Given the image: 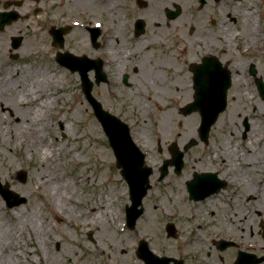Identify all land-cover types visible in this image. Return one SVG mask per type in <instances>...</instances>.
I'll list each match as a JSON object with an SVG mask.
<instances>
[{"label":"rangeland","instance_id":"rangeland-1","mask_svg":"<svg viewBox=\"0 0 264 264\" xmlns=\"http://www.w3.org/2000/svg\"><path fill=\"white\" fill-rule=\"evenodd\" d=\"M252 3L251 8L259 5V1ZM64 23L68 21L30 14L0 33V77L5 74L8 63L9 68L11 65L31 67L33 73L26 80L20 81L19 75H11L7 83H0V182L7 183L11 191L26 198L25 204L9 209L0 196V222L20 223L23 246L32 251L26 254L30 262L22 264H138L135 248L141 239L156 254L182 259L184 264H208L209 260L215 264H233L240 251L264 257V252L253 253L242 248L246 241L264 244V100L258 97L254 84L240 78L233 83L227 108L211 128L206 144L199 141L197 134L199 115L184 117L179 113L182 106L192 101L191 91L188 98L158 100L142 97L144 91L140 85L125 88L117 84L122 89L118 94H111L103 84L94 86L93 97L104 110L129 126L133 140L146 155L147 166L153 169L151 189L142 201L145 211L130 230L124 224L125 206L130 204L128 186L116 167L107 137L85 99L79 75L54 60L58 49L52 46L48 30ZM12 34H22L26 45L10 63L6 57L1 58L2 54H8L6 42ZM83 34L84 31L79 30L70 37L69 43L73 39L75 51L88 54L89 46L81 38ZM63 50L74 52L68 43ZM91 52L96 54L94 50ZM50 72L63 75L65 85L63 88L52 86L45 91L51 94L50 99L57 97L56 102L48 101V108L38 112L45 118L46 125L40 135L33 134L30 138L13 135L15 119L21 117L26 108L13 105L16 97L11 92L22 90L27 82L31 85L38 76ZM175 87L172 93H176ZM39 89L33 85L30 92L39 95ZM44 98L45 95L37 97L34 106L44 102ZM245 119L249 130L243 138ZM90 122L93 126L88 130ZM260 135L262 140L255 142ZM182 139L184 142L180 144ZM192 139L197 144L184 151ZM172 143L183 153V169L176 175L171 168L159 181L162 162L171 159L169 146ZM30 145H33L31 151ZM47 145L54 146L56 151L52 157L44 159ZM225 149H236L237 158L229 155L215 158ZM151 158L153 164L147 162ZM18 171L25 173L23 182L17 179ZM203 172L217 173L220 179L226 180L227 187L200 201L217 200L201 209L197 221H187V216H180L179 210L170 206L169 196L174 199L179 190L185 194V201L191 203L186 182L192 179L193 173ZM45 175L54 176L52 182L56 184L65 183L71 196L63 202L52 198L46 184H41ZM111 202L120 213L110 227L100 220L99 213L92 217L90 210L110 206ZM160 204L165 206L166 212L156 211ZM222 210L227 217H223ZM240 220L245 229L239 224ZM170 223L176 230L173 237L166 234ZM34 224L42 230L40 239L32 232ZM90 231L92 240L87 237ZM195 236L201 245L187 249L186 242ZM220 238L232 241L234 246L220 251L217 248ZM9 240L12 239L0 237V259L16 264L9 251Z\"/></svg>","mask_w":264,"mask_h":264},{"label":"flooded vegetation","instance_id":"flooded-vegetation-1","mask_svg":"<svg viewBox=\"0 0 264 264\" xmlns=\"http://www.w3.org/2000/svg\"><path fill=\"white\" fill-rule=\"evenodd\" d=\"M253 1L259 5L251 8ZM5 5L18 13L16 21L30 14L67 20L55 26H70L64 47L100 59L111 94L121 92L117 84L140 85L145 99H182L190 91L193 97L195 83L229 80L232 86L240 78L261 98L256 83L264 85V0H0V11ZM79 30L88 54L77 53L73 39L69 43ZM25 45L22 34L10 35L1 60L17 59Z\"/></svg>","mask_w":264,"mask_h":264},{"label":"water","instance_id":"water-1","mask_svg":"<svg viewBox=\"0 0 264 264\" xmlns=\"http://www.w3.org/2000/svg\"><path fill=\"white\" fill-rule=\"evenodd\" d=\"M4 22L8 23L10 20L4 19ZM55 36V35H54ZM56 37V36H55ZM83 60H75L73 70L80 71L82 78V89L86 95L87 100L93 108L96 118L101 123V126L109 140L110 147L113 150L116 166L120 169L122 177L128 184L129 196L131 206L126 207L127 224L129 228L135 226V222L142 213L141 201L150 188L149 176L152 174V169L144 165V155L135 146L129 135V129L127 125L121 122L118 118L110 115L104 111L99 104L90 94L92 84L86 79L87 65L82 63ZM71 66V65H70ZM97 72V76L100 75V64L94 65ZM101 80L99 79L97 83ZM196 98L192 104L187 106L184 110L185 114H189L195 111H199L201 114V125L198 129L201 140L207 141L210 127L215 123L218 115L225 110L226 107V92L229 88V84H221L216 86V93L214 97L205 95L200 96L203 89L199 85H196ZM262 90L261 84L259 85ZM204 91V90H203ZM246 131H247V126ZM195 140H192L190 144L186 146L188 149L191 145L195 144ZM173 154V159L164 163L161 168L160 179L164 178L167 174V167L169 165L175 166L176 173H179L182 168L183 154L178 151L177 147L173 144L170 147ZM20 180H25V174L20 172ZM224 186L223 182L216 179L215 174H202L194 175V180L188 183V190L190 197L194 200H201L206 196L216 193L221 187ZM0 195L5 200L8 208L19 206L25 203V198L20 197L16 193L9 190L8 185L2 186L0 183ZM167 232L169 235H173L174 228L172 225L167 226ZM220 248L224 249L228 244L225 242L220 243ZM138 256L145 261V264H167L168 260L165 258H157L153 256L147 249V244L141 242L138 249ZM262 259H256L254 256L247 254H241L235 264H253L260 262ZM175 264H182L181 262H175Z\"/></svg>","mask_w":264,"mask_h":264},{"label":"bare ground","instance_id":"bare-ground-1","mask_svg":"<svg viewBox=\"0 0 264 264\" xmlns=\"http://www.w3.org/2000/svg\"><path fill=\"white\" fill-rule=\"evenodd\" d=\"M17 30V28H16ZM31 46H34V44H32ZM25 60V59H24ZM12 66V67H11ZM10 68L7 66L4 69L5 74L0 77V83H7L9 80L7 79L8 76L14 75L17 76L19 75L17 78H20L19 80H26V78L32 77L30 76L31 73L30 70L31 67H27V66H23V67H18L17 65H11ZM10 69V70H9ZM20 69V70H19ZM17 73H15V71H18ZM51 73V72H50ZM59 73V72H58ZM33 80V79H31ZM19 82V81H18ZM27 82V81H26ZM36 85L38 86L39 89V95H33L30 92V88L31 86ZM65 85V77L61 74H49L47 75L45 73V75L43 76H38V79L36 81H34L33 83L28 84L27 82V87L23 88L20 91L14 90V92H11V94L13 95V93H15V97H16V102H14L13 105L17 106V107H21V108H26V110L22 111V115L21 117H16L15 121L17 122L16 127L14 128V130L12 131V134L15 136H27L28 138L34 136L35 135H40L41 130L43 128V126H45L46 124V120L43 116L39 115L38 112L42 111V109H47L48 108V103L51 101L56 102V98H52L50 99V95L49 93H45V91L49 88H52V86L58 87V88H63ZM45 95L44 98V102H41L39 105L34 106V104L36 103L35 101L37 100V97H42ZM24 97V98H23ZM49 101V102H48ZM10 102V101H9ZM6 102V103H9ZM29 105V107H27ZM79 107V106H77ZM45 121V123H44ZM90 127L88 128V130H91L93 123L90 122ZM67 130V129H66ZM69 130V128H68ZM180 134V133H179ZM263 137L258 136L256 138L255 142H259L262 140ZM184 140L182 139L180 144H183ZM252 143H249V145H251ZM29 150H33V145L29 146ZM56 151V148L54 146L51 145H47L46 148L43 151V158L44 159H49L50 157H52L54 155V152ZM264 151V149H263ZM233 156L235 158L236 157V149H232L231 151H229V149H225L224 151L218 153V155H215V158L217 156ZM241 156H244L243 154ZM241 158V157H240ZM245 158V157H243ZM241 160H243L241 158ZM245 161H248L247 158L244 159ZM230 161V160H227ZM147 162L149 163H154L152 158L148 159ZM54 176H48L45 175L42 178V182L41 184L44 182L47 186L48 191L50 192L52 198H56V199H60L61 202H63V200H67V197H70L71 194L67 193L68 190V186L65 183H54L52 182V180H54ZM178 193L176 194V197L174 199L171 200V196L170 197V206L176 207L179 210V215L180 216H187V221L193 220V221H197V216L199 214H201V209L205 208L206 205H209L211 202H216V198H209L207 199L204 203H201L200 201H196V202H189V201H185L184 196L185 194L183 192H180L179 190H177ZM255 191V190H253ZM181 197V198H180ZM106 206V205H105ZM103 206L101 209L94 207L92 210H90L91 212H93V216L95 217L98 213V215H100V220L107 224L108 226L110 225V227L112 226V223L114 222L115 219L119 218V211L117 209V207L114 205V202L110 203V206L107 204V207ZM156 211L160 212L161 210H165L166 212V208L164 205L160 204L156 206ZM60 210H63V208H59ZM102 212V213H100ZM223 214V217H227L224 213H226V211L221 212ZM228 217H231L230 215H228ZM239 224H241V226L243 227L244 224H242V220L238 221ZM32 232L34 234L35 237H38V239H40V235L42 233L41 228L34 224V227L32 225ZM246 227L244 226L243 229H245ZM253 228L250 227V233L253 234ZM253 236V235H251ZM0 237H10L12 240H9V251L10 253L13 255V257H15V262L16 264H22V263H27L30 262V259L28 260V257L26 256L27 253L32 252L31 250L29 251L28 248H25L23 246L24 243H22V238H23V231L21 230V226L20 223H14L13 225H8L5 222H0ZM24 239V238H23ZM38 239H36V241L38 242ZM22 245V246H21ZM198 245H201L199 239L197 238V236H195L193 239L189 240L186 242V247L187 249H195L197 248ZM110 250L112 251V245L109 246ZM243 250L245 251H249V252H259L262 253L264 252V244H259V243H254V242H245L242 245ZM7 249V248H5ZM35 251V250H33ZM28 260V261H27ZM139 263L138 264H142V260L138 259ZM0 264H10V262H2L0 259ZM208 264H215L213 261H208Z\"/></svg>","mask_w":264,"mask_h":264}]
</instances>
